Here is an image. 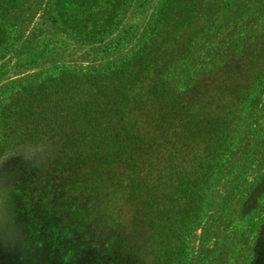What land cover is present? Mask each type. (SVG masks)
Wrapping results in <instances>:
<instances>
[{
    "label": "trees",
    "instance_id": "obj_1",
    "mask_svg": "<svg viewBox=\"0 0 264 264\" xmlns=\"http://www.w3.org/2000/svg\"><path fill=\"white\" fill-rule=\"evenodd\" d=\"M129 1L49 0L47 12L60 30L96 43ZM217 1L163 0L123 58L60 65L3 88L0 163L32 152L28 180L15 195L79 231L95 261L108 262L119 247L128 264H187V238L238 117L234 90L213 97L196 78L180 86L170 69L189 57ZM11 26L0 19V55Z\"/></svg>",
    "mask_w": 264,
    "mask_h": 264
},
{
    "label": "rangeland",
    "instance_id": "obj_2",
    "mask_svg": "<svg viewBox=\"0 0 264 264\" xmlns=\"http://www.w3.org/2000/svg\"><path fill=\"white\" fill-rule=\"evenodd\" d=\"M48 1L0 0V19L12 23L9 48L0 55V95L4 86L52 67H98L123 58L163 0L129 1L116 28L96 43L55 26ZM218 3L193 38L189 57L170 69L180 86L196 78L198 90L213 97L234 90L231 104L238 117L234 142L213 173L205 212L187 238V264H238L250 247L247 236L264 226V0ZM31 156L18 150L0 163V264H128L119 247L108 262L100 263L98 255L95 261L79 231L31 207L33 199L18 200L14 191L28 180Z\"/></svg>",
    "mask_w": 264,
    "mask_h": 264
},
{
    "label": "crops",
    "instance_id": "obj_3",
    "mask_svg": "<svg viewBox=\"0 0 264 264\" xmlns=\"http://www.w3.org/2000/svg\"><path fill=\"white\" fill-rule=\"evenodd\" d=\"M247 237L250 240L248 245L250 247L240 255L238 264H264V226Z\"/></svg>",
    "mask_w": 264,
    "mask_h": 264
}]
</instances>
